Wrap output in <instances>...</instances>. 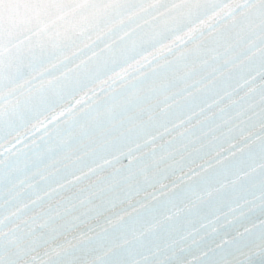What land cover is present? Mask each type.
Instances as JSON below:
<instances>
[{"label":"snow or ice","instance_id":"6c2138e0","mask_svg":"<svg viewBox=\"0 0 264 264\" xmlns=\"http://www.w3.org/2000/svg\"><path fill=\"white\" fill-rule=\"evenodd\" d=\"M0 264H264V0H0Z\"/></svg>","mask_w":264,"mask_h":264}]
</instances>
